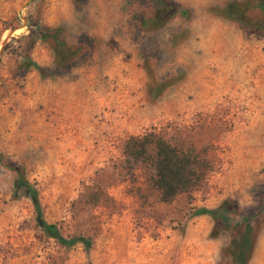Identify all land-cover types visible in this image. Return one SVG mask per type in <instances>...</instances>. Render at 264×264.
<instances>
[{
    "label": "rangeland",
    "instance_id": "374dc122",
    "mask_svg": "<svg viewBox=\"0 0 264 264\" xmlns=\"http://www.w3.org/2000/svg\"><path fill=\"white\" fill-rule=\"evenodd\" d=\"M166 1L183 15L159 20L153 0H0V264H230L231 233L194 213L222 201L253 227L247 264H264V0ZM229 1L248 5L243 24L221 16ZM29 21L60 28L70 61ZM147 131L210 150L202 189L162 203L127 171L122 143ZM13 168L43 220L89 248L40 231Z\"/></svg>",
    "mask_w": 264,
    "mask_h": 264
},
{
    "label": "trees",
    "instance_id": "16d2710c",
    "mask_svg": "<svg viewBox=\"0 0 264 264\" xmlns=\"http://www.w3.org/2000/svg\"><path fill=\"white\" fill-rule=\"evenodd\" d=\"M153 2L157 9L155 17L159 20L163 18V15L170 17L176 12L183 15L182 11H175L166 0H153ZM256 7L264 14V1L259 2ZM246 9L248 5L245 3L229 1L221 8L220 14L226 20L243 24ZM15 27L5 29L11 30ZM26 29L29 38L51 45L57 62L70 61L68 59L73 51L69 52V48L66 47L60 28H49L38 22L29 21ZM26 63L36 71H41V67L36 63L31 61H26ZM209 153L208 148L197 146L186 133L165 138L153 131L128 136L121 148L123 166L127 171L141 169L144 172V181L147 186L156 193L162 203L170 202L179 194H189L204 187L207 175L213 167ZM13 170L17 176L15 188L22 189L24 195L30 200L34 221L40 231L62 247H71L75 243H81L85 249L89 248L91 240L88 237L76 235L66 238L60 233L58 225L46 223L43 220L36 190L23 179L18 169L13 168ZM194 213L208 216L213 222L231 233L225 250L230 264H247L255 242V233L248 216H239L236 207L226 201H222L212 209H196ZM235 219H239L242 225L240 230L234 234L232 230L237 224Z\"/></svg>",
    "mask_w": 264,
    "mask_h": 264
}]
</instances>
